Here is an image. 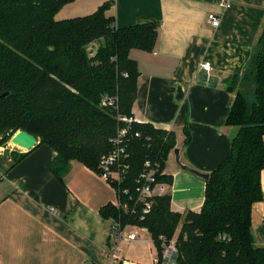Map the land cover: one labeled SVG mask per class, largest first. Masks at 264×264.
I'll list each match as a JSON object with an SVG mask.
<instances>
[{
  "label": "trees",
  "instance_id": "trees-1",
  "mask_svg": "<svg viewBox=\"0 0 264 264\" xmlns=\"http://www.w3.org/2000/svg\"><path fill=\"white\" fill-rule=\"evenodd\" d=\"M75 1L0 0V94H5L0 98V146L18 131L29 132L37 147L47 145L57 153L50 169L60 179L72 161L100 174V161L123 125L119 116H133L140 71L130 53L152 52L159 37L158 22L118 28L108 14L110 1L86 16L55 19ZM94 42L98 48L90 54ZM228 90L235 100L226 125L238 132L229 156L206 181L199 213L173 212L170 195L155 197L143 221L124 216L111 204L100 211L105 218L146 227L160 250V237L170 241L181 225L179 264H264V247L256 245L252 232L253 206L264 199V29L245 70L234 76ZM106 96L114 105H102ZM184 134L188 146V128ZM176 146L174 132L133 124L126 187L134 191L148 160L164 170ZM28 153L12 152L7 168ZM160 179L172 183L165 174Z\"/></svg>",
  "mask_w": 264,
  "mask_h": 264
},
{
  "label": "crops",
  "instance_id": "crops-1",
  "mask_svg": "<svg viewBox=\"0 0 264 264\" xmlns=\"http://www.w3.org/2000/svg\"><path fill=\"white\" fill-rule=\"evenodd\" d=\"M109 1L118 28L159 23L155 49L130 53L140 71L134 117L174 132L182 162L210 174L229 156L238 132L226 125L235 100L228 88L264 29V0H232L228 8L221 0H76L57 15L86 16ZM210 13L221 19L216 28ZM56 157L51 147L39 145L15 167L0 165V264H115L106 254L113 218L100 211L117 207L116 189L78 161L58 178L50 169ZM163 173L172 178V211L199 213L206 181L181 170L173 151ZM261 182L264 195V170ZM252 223L255 243L264 247V199L253 206ZM136 232V240L119 244L116 264H156L163 244L160 250L148 230Z\"/></svg>",
  "mask_w": 264,
  "mask_h": 264
},
{
  "label": "built area",
  "instance_id": "built-area-1",
  "mask_svg": "<svg viewBox=\"0 0 264 264\" xmlns=\"http://www.w3.org/2000/svg\"><path fill=\"white\" fill-rule=\"evenodd\" d=\"M232 0H221V6L228 8ZM220 17L215 13L208 15V22L213 27L220 25ZM203 69L209 70V64L203 65ZM103 106L114 105V100L107 96L102 101ZM119 121L122 126L119 127L117 135L112 139V150L102 157L99 169L100 176L113 188L118 194L117 208L124 216L138 218L143 221L152 211L155 197L169 195L167 190L169 183L162 181L160 177L164 175L159 163L146 161L143 171L136 178L134 191L126 187L130 170V153L128 151V137L133 124L141 123L133 116L121 117ZM135 137H140L139 133ZM148 230L133 222L123 223V220L113 218L110 228L109 246L106 254L111 262L117 263L119 260V244L121 242H131L137 239L136 230ZM174 239V238H173ZM160 241L163 244L161 253L155 260L156 264H179V252L176 240H166L161 236Z\"/></svg>",
  "mask_w": 264,
  "mask_h": 264
},
{
  "label": "water",
  "instance_id": "water-1",
  "mask_svg": "<svg viewBox=\"0 0 264 264\" xmlns=\"http://www.w3.org/2000/svg\"><path fill=\"white\" fill-rule=\"evenodd\" d=\"M5 94H0V98L4 97ZM11 144L24 150V151H31L35 149L38 145L37 138L30 134L27 131H18L16 132L13 137L10 140ZM173 154L175 156V161L176 164L180 167L181 170L189 172L199 178H201L204 181L209 180L210 174L201 172L192 166L185 164L182 162L181 159V149L180 148H175L173 150Z\"/></svg>",
  "mask_w": 264,
  "mask_h": 264
},
{
  "label": "rangeland",
  "instance_id": "rangeland-1",
  "mask_svg": "<svg viewBox=\"0 0 264 264\" xmlns=\"http://www.w3.org/2000/svg\"><path fill=\"white\" fill-rule=\"evenodd\" d=\"M71 7H68L67 9H64V11H62L63 13L64 12H68V10L70 9ZM62 10V9H61ZM60 10V11H61ZM59 11V12H60ZM58 12V13H59ZM57 13V14H58ZM62 13V15H63ZM70 16L66 17V18H63L61 15H57L55 16V19L56 20H61V19H70V18H75V17H78V15H73V14H69ZM97 46H98V42H94L93 44L89 45L88 46V51L90 54H94L96 52V49H97ZM20 152L22 151V149L14 146L11 144V142H7L6 145H2L0 146V162H1V165H6L7 167L10 165L11 163V154L12 152ZM174 238V239H173ZM172 238V240H176L178 238V234L176 233L174 235V237Z\"/></svg>",
  "mask_w": 264,
  "mask_h": 264
}]
</instances>
